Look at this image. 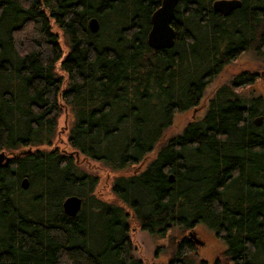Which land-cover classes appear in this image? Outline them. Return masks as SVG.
<instances>
[{
	"label": "trees",
	"instance_id": "trees-1",
	"mask_svg": "<svg viewBox=\"0 0 264 264\" xmlns=\"http://www.w3.org/2000/svg\"><path fill=\"white\" fill-rule=\"evenodd\" d=\"M212 1L178 0L173 45L153 48L160 0H0V264H143L130 217L156 236L184 233L168 264H224L197 260L185 232L199 224L223 240L225 264H264V97L246 90L257 72L217 86L199 118L165 134L240 53L264 61V0L226 15ZM65 108L69 146L114 172L112 199L53 145Z\"/></svg>",
	"mask_w": 264,
	"mask_h": 264
},
{
	"label": "rangeland",
	"instance_id": "rangeland-1",
	"mask_svg": "<svg viewBox=\"0 0 264 264\" xmlns=\"http://www.w3.org/2000/svg\"><path fill=\"white\" fill-rule=\"evenodd\" d=\"M242 70L255 71L258 76L253 84L246 87V90L252 94H261L264 97V61L252 50L240 53L234 60L229 62L224 68L208 83L201 101L191 109L176 112L172 119V124L166 129V136L180 132L188 121L199 118L207 106L209 97L217 86L228 82L235 74ZM71 114L68 109H64L58 118L57 130L52 140L53 145H57L67 151H73L77 158L78 166L87 172L98 175L99 182L97 192L101 197L112 199L110 190L111 180L114 172L104 165L101 161L86 157L76 150H73L67 140L68 128L70 126ZM150 157V156H149ZM149 157L147 159H149ZM146 161V160H145ZM141 162L128 167L137 171L144 166ZM130 237L133 245V253L139 257L143 264H168L172 254V239L180 238L184 233L176 229H170L164 236L153 235L146 230L141 229L134 218H129ZM203 244L196 247L197 260H205L212 263L216 258L225 264L226 258L223 256L224 242L215 232L205 225H197L191 230ZM189 230L186 235L188 236Z\"/></svg>",
	"mask_w": 264,
	"mask_h": 264
},
{
	"label": "water",
	"instance_id": "water-1",
	"mask_svg": "<svg viewBox=\"0 0 264 264\" xmlns=\"http://www.w3.org/2000/svg\"><path fill=\"white\" fill-rule=\"evenodd\" d=\"M178 0H160L159 5L153 10L150 16V28L147 32V42L153 48L171 47L174 43L175 29L171 24L174 16V8ZM240 0H213L212 7L215 11H219L222 14H228L232 9L240 6ZM89 28L92 31L98 29V20L96 17H91L88 22ZM262 116L258 115L254 117L255 124L262 122ZM8 155L4 151H0V162L7 160ZM174 177L170 174V179ZM21 186L26 188L28 186V179L23 177L21 180ZM81 206V197L76 194H70L66 196L62 201V209L68 215H74L77 213ZM192 234V231L189 232ZM196 242L199 240L196 239Z\"/></svg>",
	"mask_w": 264,
	"mask_h": 264
},
{
	"label": "flooded vegetation",
	"instance_id": "flooded-vegetation-1",
	"mask_svg": "<svg viewBox=\"0 0 264 264\" xmlns=\"http://www.w3.org/2000/svg\"><path fill=\"white\" fill-rule=\"evenodd\" d=\"M188 237L193 241L195 246H200L203 244V240L199 239L193 232L192 234H188ZM196 239L199 240V242H196Z\"/></svg>",
	"mask_w": 264,
	"mask_h": 264
}]
</instances>
